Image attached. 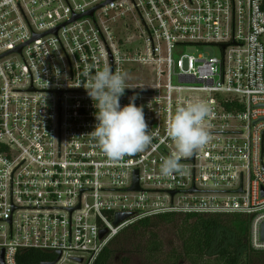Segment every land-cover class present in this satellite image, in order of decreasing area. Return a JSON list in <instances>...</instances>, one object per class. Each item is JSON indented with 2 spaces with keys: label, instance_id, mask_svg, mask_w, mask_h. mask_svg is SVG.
Here are the masks:
<instances>
[{
  "label": "built area",
  "instance_id": "built-area-1",
  "mask_svg": "<svg viewBox=\"0 0 264 264\" xmlns=\"http://www.w3.org/2000/svg\"><path fill=\"white\" fill-rule=\"evenodd\" d=\"M205 46L219 55L183 54ZM104 66L126 73L120 105L135 97L153 135L119 161L90 134L83 84ZM201 100L208 144L162 176L170 116ZM117 214L131 218L115 226ZM169 214L247 217L264 253V0H0V264L30 250L94 264L124 230Z\"/></svg>",
  "mask_w": 264,
  "mask_h": 264
},
{
  "label": "clouds",
  "instance_id": "clouds-1",
  "mask_svg": "<svg viewBox=\"0 0 264 264\" xmlns=\"http://www.w3.org/2000/svg\"><path fill=\"white\" fill-rule=\"evenodd\" d=\"M97 109V121L90 133L99 148L110 161H119L126 156L143 152L152 142L143 107L135 104V97L121 107L120 98L125 89L126 73L110 66L95 71L83 84ZM214 113L204 101H187L178 106L169 118L167 137L175 150L164 157L160 165L162 176H171L182 171L181 160L192 157L204 148L209 140V121Z\"/></svg>",
  "mask_w": 264,
  "mask_h": 264
},
{
  "label": "trees",
  "instance_id": "trees-1",
  "mask_svg": "<svg viewBox=\"0 0 264 264\" xmlns=\"http://www.w3.org/2000/svg\"><path fill=\"white\" fill-rule=\"evenodd\" d=\"M180 218V222L176 221ZM161 224L175 225L181 248L168 263L179 264H264V253L255 252L248 245L249 219L241 215H178L169 214L146 218L133 224L116 237L101 253L94 264H111L115 253L113 246L121 239L134 241L154 261L163 252V242L157 232ZM52 257L30 250L18 257L20 264H40Z\"/></svg>",
  "mask_w": 264,
  "mask_h": 264
},
{
  "label": "rangeland",
  "instance_id": "rangeland-1",
  "mask_svg": "<svg viewBox=\"0 0 264 264\" xmlns=\"http://www.w3.org/2000/svg\"><path fill=\"white\" fill-rule=\"evenodd\" d=\"M220 53L219 49L213 46L188 47L183 51V54L194 55L197 58L214 57ZM180 222V218L176 223ZM157 232L162 240L163 252L156 256L154 261L149 260L141 250L137 251L134 241L129 239H121V241L113 246L117 251L111 264H171L168 259L171 256H177L180 251L181 243L175 225L161 224L157 228ZM73 264V263H67ZM179 264H189L187 262H180Z\"/></svg>",
  "mask_w": 264,
  "mask_h": 264
},
{
  "label": "water",
  "instance_id": "water-1",
  "mask_svg": "<svg viewBox=\"0 0 264 264\" xmlns=\"http://www.w3.org/2000/svg\"><path fill=\"white\" fill-rule=\"evenodd\" d=\"M94 11H95V10L89 12L88 15H89V16H92L93 13H94ZM76 19H79V18L76 17V18L73 19V21H75ZM57 31H58V29L55 31V33H56ZM40 37H43V36H35L34 39H33L32 41H35V40L39 39ZM22 48H23V47H20V48L18 49V51L20 52V51L22 50ZM7 55H8V54H7ZM139 189H140V187H139L138 172H136V173H135V183H134V186L132 187L131 190H132V191H138ZM194 191H195V190H193V192H194ZM172 195H174V193H172ZM129 218H131V215H130V214H117V215H116V219H115V223H114V225H115V226H118V225H120L121 223H123L124 221L128 220ZM106 234H107V232H106V231H103V232L101 233V237H104ZM262 238H263V240H264V225H263V227H262ZM60 258H61V254H59L58 259H57L53 264L57 263V262L60 260ZM77 261L80 262V263H82L83 260H82V259H79V260H77ZM43 264H45V263H43Z\"/></svg>",
  "mask_w": 264,
  "mask_h": 264
}]
</instances>
